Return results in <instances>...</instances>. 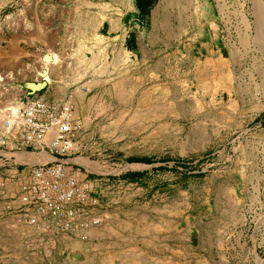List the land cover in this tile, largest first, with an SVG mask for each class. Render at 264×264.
I'll return each instance as SVG.
<instances>
[{
  "label": "rangeland",
  "instance_id": "1",
  "mask_svg": "<svg viewBox=\"0 0 264 264\" xmlns=\"http://www.w3.org/2000/svg\"><path fill=\"white\" fill-rule=\"evenodd\" d=\"M131 1L134 24L120 12L104 42L100 25L72 16L75 3L86 13L109 0H0V74L10 75L0 80V264H264L263 22L253 12L260 53L236 54L211 0ZM45 68L50 84L36 89ZM76 68L72 89L50 87ZM29 92L71 97L83 126L64 158L108 166L80 164L96 182L92 214L102 217L85 241L16 225L7 208L29 169L14 164L34 153L13 152L1 123Z\"/></svg>",
  "mask_w": 264,
  "mask_h": 264
},
{
  "label": "built area",
  "instance_id": "2",
  "mask_svg": "<svg viewBox=\"0 0 264 264\" xmlns=\"http://www.w3.org/2000/svg\"><path fill=\"white\" fill-rule=\"evenodd\" d=\"M211 1L225 46L236 54L244 51L260 53L254 45L256 30L252 0ZM230 26L236 27L234 38ZM50 60L54 61V57H49ZM44 72L41 79L49 85L48 68ZM80 89L87 90L84 86ZM1 124L12 142L13 152L19 150V146L21 152H46L51 157L43 162L20 163L29 165V169L17 177L16 189L10 196L7 208L13 213V223L43 233H60L87 240L91 228L99 225L102 217L92 214L99 201L90 171L64 158L77 151L83 126L71 97L64 101H48L29 92L13 110L7 111Z\"/></svg>",
  "mask_w": 264,
  "mask_h": 264
},
{
  "label": "crops",
  "instance_id": "3",
  "mask_svg": "<svg viewBox=\"0 0 264 264\" xmlns=\"http://www.w3.org/2000/svg\"><path fill=\"white\" fill-rule=\"evenodd\" d=\"M108 6L107 7H104L105 5L101 3V6L96 8L94 11L92 12H86L87 15H85L86 13L85 12H82L81 13V10L83 9L82 7H80L78 5V3H75V7L77 9L76 13L73 14L72 16V20L75 21V23L79 26H88V27H91V25H93L94 23L97 25H100L99 26V35L101 37V41H104L106 42V40L108 39V35L110 36L111 34L113 33H117V31L119 30L118 29H115V25L118 24V20L119 22H123V11H125L126 13V18H125V23L126 25H133L134 24V16H133V12L136 10V5L133 1L131 0H109V3H107ZM100 5V4H99ZM84 11V10H82ZM131 11V15L129 14V12ZM121 12V13H120ZM84 16V17H83ZM129 17V18H128ZM104 28V29H102ZM118 36V35H117ZM51 54H55V53H52L51 51ZM104 55L102 54L101 58H103ZM102 62V61H101ZM216 62H220V63H223L224 65V62L221 61V58L218 57L216 59ZM11 61L8 60V64H10ZM214 66V62L211 60V63H210V67L213 68ZM79 71L80 69L76 68V69H73V70H70L67 72V74H64V77L66 79V81H61V85H57V81H52L50 87L54 90L56 88H63L67 91H69L70 89L73 88V85H75V81L77 79H80V75H79ZM57 70H55V72L52 74L54 76V79L57 78ZM224 75V73L222 74ZM78 83V82H77ZM66 94V93H65ZM64 94V96H66ZM52 99H55L52 98ZM45 100H48V98H45ZM74 100L76 102H78V104H81L83 98L81 97V95H75L74 94ZM74 107H75V110H76V106H75V102H74ZM5 165H12V164H9V163H5ZM14 165H21L20 163L18 164H14ZM17 167L15 166L11 168V175L12 176H16L18 175V171H17ZM27 171H24L22 174H26ZM96 230V229H95ZM95 230L93 233H95ZM73 246H78L80 247V244L79 243H75L73 244Z\"/></svg>",
  "mask_w": 264,
  "mask_h": 264
},
{
  "label": "bare ground",
  "instance_id": "4",
  "mask_svg": "<svg viewBox=\"0 0 264 264\" xmlns=\"http://www.w3.org/2000/svg\"><path fill=\"white\" fill-rule=\"evenodd\" d=\"M253 6H254V8H253V12H254V15H255V17H256V20H257V24L260 26V29L262 28V23L261 22H263V24H264V4H263V2H262V0H253ZM256 20H254V21H256ZM257 27V26H256ZM256 29H258V28H256ZM259 30V29H258ZM258 32H260V31H258ZM257 32V33H258ZM264 32V30L262 29V33ZM259 34V33H258ZM261 34V33H260ZM261 35H263V36H261L262 38H264V34H261ZM257 37V36H256ZM255 37V38H256ZM258 39V38H257ZM257 41V40H256ZM259 41V40H258ZM262 42V41H261ZM263 44H264V42H263ZM261 49H264L262 46H261ZM263 51V50H262ZM53 53V52H52ZM55 55H53V57H54ZM56 57V56H55ZM45 60H49V57H45ZM53 61V60H52ZM55 62V59H54V61L52 62V63H54ZM48 63H51V62H48ZM42 75H45V72L42 70L41 72H40ZM0 80H3L4 79V77H6V76H10L9 74H7L6 76L4 75H2V74H0ZM48 79H49V76H48ZM221 80H222V82H223V87H225L226 89L229 87V75H226V74H224L223 76H221V78H220ZM263 90V89H262ZM82 95H84V93L82 94ZM15 108V105H13L12 103H11V107L9 108V110H13ZM8 153H11V152H8ZM20 153H23V152H20ZM25 155H27V160L28 161H30V162H32V163H37V162H43V161H48L49 159H50V157H49V154L48 153H46V152H40V153H34L33 155H30V154H25ZM72 159V158H71ZM70 159V160H71ZM72 161V160H71ZM75 161H77L78 163H80V164H82V165H84L85 167H87L89 170H102V169H104V170H109L108 169V166L107 165H101L100 163H98V162H96V161H89V159L87 158H84V157H77L76 159H75ZM93 232H94V230H93ZM90 233H91V231H90Z\"/></svg>",
  "mask_w": 264,
  "mask_h": 264
},
{
  "label": "water",
  "instance_id": "5",
  "mask_svg": "<svg viewBox=\"0 0 264 264\" xmlns=\"http://www.w3.org/2000/svg\"><path fill=\"white\" fill-rule=\"evenodd\" d=\"M45 85H46V83L44 81H42V82L38 83L37 85H35L36 86L35 88L40 89L42 87H45Z\"/></svg>",
  "mask_w": 264,
  "mask_h": 264
},
{
  "label": "flooded vegetation",
  "instance_id": "6",
  "mask_svg": "<svg viewBox=\"0 0 264 264\" xmlns=\"http://www.w3.org/2000/svg\"><path fill=\"white\" fill-rule=\"evenodd\" d=\"M260 119L262 120H264V112L260 115Z\"/></svg>",
  "mask_w": 264,
  "mask_h": 264
},
{
  "label": "trees",
  "instance_id": "7",
  "mask_svg": "<svg viewBox=\"0 0 264 264\" xmlns=\"http://www.w3.org/2000/svg\"><path fill=\"white\" fill-rule=\"evenodd\" d=\"M145 161H147V162H149L150 161V159H144ZM130 174V173H129ZM131 174H133L132 172H131Z\"/></svg>",
  "mask_w": 264,
  "mask_h": 264
}]
</instances>
